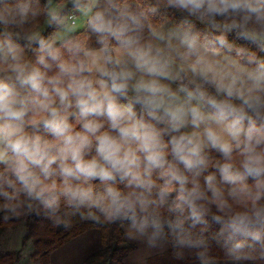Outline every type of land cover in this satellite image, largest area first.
<instances>
[{"label": "clouds", "instance_id": "9594fccd", "mask_svg": "<svg viewBox=\"0 0 264 264\" xmlns=\"http://www.w3.org/2000/svg\"><path fill=\"white\" fill-rule=\"evenodd\" d=\"M96 2L74 0V5L89 16L88 27L98 35L101 49L91 51L69 40L66 47L72 58L64 59L52 42L39 40L37 64L45 70L55 64L57 72L52 76L40 67L30 68L19 47L0 38V69L11 74L0 78V165L8 174L0 173L4 208L15 212L13 202L23 194L55 214L63 198L76 212L96 209L107 221H127L129 229L147 236L150 244L167 227L177 244L199 248L206 247L205 240L193 239L185 223H206L207 206L214 204L223 213L212 219L222 225L218 236L227 256L249 261L258 251L264 259V204L260 203L264 200V60L248 54L246 63L252 67L235 59L221 65L212 57L221 48L233 50L223 35L201 42L191 25L167 35L151 29L152 36L167 41L181 60H192L188 70L214 86L216 95L194 81L191 89L182 84L173 91L161 83L174 79L172 57L151 42L142 43L138 35L145 15L121 8L116 0H107V9L93 12ZM167 2L213 28L221 27L217 17L231 20L223 24L225 29H240L239 35L264 51V35L247 30L253 21L264 29V0ZM17 10L19 22H25L30 0L18 2ZM50 15L57 19L55 13ZM15 22L0 15V23ZM109 38L116 41V57ZM173 39L185 49L183 53L173 49ZM235 51L237 57L246 55L244 49ZM121 55L127 60L122 61ZM129 61L135 71L127 66ZM73 108L79 131L69 121L68 110ZM40 124L53 139L26 130V125ZM161 124L163 128L157 127ZM189 127L193 131H182ZM209 147L221 153L224 162L215 165L220 182L215 174H208L202 187L198 178L209 167L205 152ZM248 177L254 185L246 183ZM95 180L100 187L92 183ZM220 184L230 186L227 196ZM173 191L177 194L167 210L174 219L162 220L158 209ZM229 200L245 210L233 212ZM80 214L99 222L92 211ZM56 223L61 221L57 218ZM198 255L202 264H210L205 252Z\"/></svg>", "mask_w": 264, "mask_h": 264}, {"label": "trees", "instance_id": "16d2710c", "mask_svg": "<svg viewBox=\"0 0 264 264\" xmlns=\"http://www.w3.org/2000/svg\"><path fill=\"white\" fill-rule=\"evenodd\" d=\"M52 1L62 5V10L60 12L61 16L66 15L69 10L76 7L74 5V0H30L31 10L28 17L25 22L20 23L17 4L18 2H21V0H0V15L15 18L16 21L15 23L7 25L0 23V38L10 39L19 47L30 68L33 66L40 67L41 70L46 71L49 76L56 74L57 69L55 64H53V67L50 70H45L42 66L37 64V59L41 54L39 40L43 39L46 42H51V35L58 26V23L57 21H53L37 36H32V34L43 24L48 6ZM82 3H87V1L82 0ZM116 3H118L121 8L126 7L131 12L136 14L143 13L145 15L143 28L138 33L140 38L151 31V29L158 27L166 21L181 28H186L188 25H191L192 30L200 34L201 42L204 41L205 37L209 40H214L216 37L223 35L228 44L233 46V50L229 52L226 47L221 48L220 50L224 53L235 56L242 64L248 65L246 63L248 54H254L258 59L264 60V51H262L257 44L253 43L251 40L245 39L239 35L240 29H232L224 34L215 35L203 21L195 16H190L186 11L169 6L167 0H116ZM107 7V0H97L92 11L104 10L107 9ZM152 8L156 9L155 13L150 11ZM33 12L35 15L32 14ZM88 19L89 17L87 18V21ZM87 21L82 29L53 44L54 47L60 49L64 59L72 58V54L66 47V42L69 40L79 42L88 50L102 47L98 42V35L90 30ZM30 37L35 38L30 40ZM108 43L112 49L117 45L116 41L111 38H109ZM237 48L245 50V57L241 58L236 56L235 50ZM80 58H83L82 54ZM250 66L252 67L254 65ZM9 75L11 74L7 72L6 69H0V78H6ZM180 84H183L190 89L194 87V83L188 81L184 76L181 78ZM195 84H200L210 95H216L215 88L212 85L205 82ZM218 98L223 97L221 96ZM233 102L236 104L240 103L239 101ZM136 107L139 113V105ZM74 111V108L68 110L69 121L75 125V130L79 131L80 125L76 122L75 117L71 115ZM157 127L163 128L164 125H157ZM26 130L29 132H35L46 139H53L51 134L44 129L42 124L36 128H33L31 125H26ZM164 139L167 142L170 139V136L166 135ZM205 152L209 157L210 164L207 170L198 178L202 187H204V176L208 174H215L217 182H220V174L215 165L217 162H224L222 154L215 149L206 148ZM91 154H95L94 149ZM168 159L171 160V156H169ZM180 167L182 168V165ZM0 173L6 174L3 165H0ZM11 178L14 179V177ZM153 178H156L155 174ZM92 183L100 187L99 180L92 181ZM157 183L159 184L161 181H157ZM246 183L252 186L255 181L253 178L248 177ZM119 186L121 187V185ZM188 186L191 187V185ZM220 186L225 190V195L227 196V190L230 186L225 184H220ZM8 190L11 191V189ZM176 194L177 193L173 191L168 197L167 202L158 209L162 220L174 219V215L167 209ZM209 195L211 194L209 193ZM153 196L155 197V190ZM4 203V199L0 197V237L7 226L16 222H22L24 225V233L21 244L24 246L26 241L31 239L34 247L31 256L39 258L41 264H50L49 256L53 249L62 245L69 238L93 227L100 230L99 246L82 263L80 262V264H125L123 261L125 256L129 251L135 248V244L127 240L123 233L122 224L127 221H107L96 209L81 208L79 212H76L75 209L69 208L62 198L59 210L53 214L51 210L44 209L39 201L30 200L23 194L13 202L16 205L15 212L5 209ZM229 203L232 204L233 212L245 210V206L243 205L236 204L231 200H229ZM260 203L264 204V200H261ZM29 204H31V208H29ZM207 207L209 211L204 217L206 223H198L195 226H192L191 221L185 223V228L191 234L192 238H203L206 242V247L202 246L197 248L181 246L176 243L173 234L167 227H165L164 232L169 242V248L162 254L150 257L147 264H202L201 258L198 255L200 252H205L206 256L209 258L210 264H264V259L259 258L258 251L253 253V255L256 256V259L254 260L240 262L231 260L226 254L223 239L218 236L222 225L212 219L214 215H223V213H220L214 204H210ZM89 211L94 212L99 217V222L81 218L80 213H83L86 216ZM57 218L61 223H56ZM65 222L69 225L68 227L64 226ZM20 257V250L9 251L0 249V264H16Z\"/></svg>", "mask_w": 264, "mask_h": 264}, {"label": "crops", "instance_id": "0c3cea01", "mask_svg": "<svg viewBox=\"0 0 264 264\" xmlns=\"http://www.w3.org/2000/svg\"><path fill=\"white\" fill-rule=\"evenodd\" d=\"M87 3L90 2V0H86ZM94 7V6H93ZM62 10V5L57 2H50L47 10L46 17H49V24L53 21H57L58 26L53 31L51 35V42L53 44L61 41L68 35L82 29L87 21V18L89 16L84 15L82 12H80L77 7L72 8L69 10L66 15L61 16L60 12ZM93 10V9H92ZM50 13H55L57 19L53 20L51 18ZM72 14V17L69 18L68 16ZM44 18V20H45ZM45 21H43V24ZM42 24V25H43ZM46 28V25L45 27ZM43 28V29H44ZM181 27L171 23V22H164L160 24L158 27L153 28L157 31L163 32L164 34H168L170 31L179 29ZM142 43L151 42L154 45L160 47L161 49H164L167 54H170V56L173 59V65H172V74L174 79L173 80H161V83L168 85L173 91H177L179 87L181 86L180 80L184 76L188 81L195 82V83H202L203 81L200 80L198 77L193 76L191 71L188 70V64L192 62L191 59L188 61H183L180 59V57L177 54V51L175 50H169L168 48V42L167 41H158L156 40L152 34L151 31H149L147 34H145L143 37L140 38ZM173 49H178L180 53H183L185 49L179 45V41L173 39L171 41ZM113 47V54L114 57H116L118 54L115 51V48ZM99 48L91 49V51H98ZM211 55V54H209ZM122 61L127 60L125 56L119 57ZM194 59V58H192ZM212 59L219 61L221 65L227 64L230 60L236 59L235 56L224 53L223 51H219V54L216 56H213ZM240 63V62H239ZM240 65L244 67H251L250 65L242 64ZM127 66L129 68H132L131 62L129 61ZM133 71H135L134 68H132ZM93 78H96V73L93 72L92 74ZM140 73H136V78H139ZM214 87V86H213ZM183 95V93H181ZM183 131L191 132L193 129L191 127L182 129ZM210 148V147H209ZM121 188H123V185H121ZM122 229L125 237L127 240L135 244V248L128 252V254L124 258L125 264H147V261L150 257L162 254L169 248V242L166 237L165 232H163L162 235L158 236L155 239L154 244H150L148 242L147 236H142L139 233H136L135 230L129 229L128 222H124L122 224ZM99 238H100V230L97 228H89L84 230L83 232L69 238L66 242H64L62 245L58 246L57 248L53 249L50 252L49 261L50 264H80L82 263L93 251H95L99 246ZM24 255L21 256L20 260L16 264H21L22 261H25L24 264H41V261L37 257H31V254H27V258L24 259Z\"/></svg>", "mask_w": 264, "mask_h": 264}, {"label": "rangeland", "instance_id": "374dc122", "mask_svg": "<svg viewBox=\"0 0 264 264\" xmlns=\"http://www.w3.org/2000/svg\"><path fill=\"white\" fill-rule=\"evenodd\" d=\"M48 18L49 17L45 18L44 20L45 23L41 25L35 32H33L32 36L39 35L45 29L44 28L45 25L46 27L49 25L50 19ZM216 19H217V22L221 24V27L219 29L213 28L210 24H208L205 21L203 22L205 23L206 26H208L210 31L213 32L215 35H221V34L226 33L228 29H225L223 27V24L225 23L230 24L231 20H224L221 17H217ZM247 30L249 32L257 33L258 35H264V29H261L259 25H257L254 21L249 22V24L247 25ZM23 233H24V225L22 222H16V223H13L7 226L0 237V249L9 250V251L20 250V256L24 255L25 257L24 259H26L28 253L32 254V252L34 251V247H33V241L31 239L27 240L25 245L22 246L21 243H22ZM24 263L26 262L25 261L21 262V264H24Z\"/></svg>", "mask_w": 264, "mask_h": 264}, {"label": "built area", "instance_id": "2783aa9c", "mask_svg": "<svg viewBox=\"0 0 264 264\" xmlns=\"http://www.w3.org/2000/svg\"><path fill=\"white\" fill-rule=\"evenodd\" d=\"M68 17L71 18L72 17V14H70Z\"/></svg>", "mask_w": 264, "mask_h": 264}]
</instances>
